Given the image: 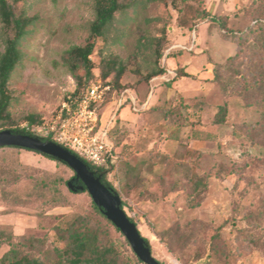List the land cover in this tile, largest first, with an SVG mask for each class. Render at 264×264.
Masks as SVG:
<instances>
[{"label":"rangeland","instance_id":"obj_1","mask_svg":"<svg viewBox=\"0 0 264 264\" xmlns=\"http://www.w3.org/2000/svg\"><path fill=\"white\" fill-rule=\"evenodd\" d=\"M122 1L105 37L96 39L87 83L102 86L98 112L114 117L118 159L108 180L165 264H264V74L249 68L253 55L243 49L229 68L221 66L238 53L240 31L254 24L255 0ZM16 11L32 21L10 82L11 116L1 129L30 127L46 138L41 128L74 99L68 50L89 40L95 0H26L16 3ZM5 40L0 20V55ZM163 64L179 76L151 81L150 73ZM109 66L114 68L103 78ZM119 66L124 73L117 80ZM77 73L85 74L81 64ZM123 89L136 92L139 103L150 96L148 109L135 111L131 101L118 107ZM220 106L226 120L216 124ZM29 116L40 122L30 125ZM22 159L64 181L75 173L33 150L23 149ZM64 181L58 186L66 205L48 210L45 227L35 234L39 241L22 250L62 249L54 227L66 229L80 215L99 229L103 243L114 244L120 264L135 262L125 234L93 212L86 193H69ZM45 208L34 198L3 214L33 215ZM54 251L45 255L52 264Z\"/></svg>","mask_w":264,"mask_h":264},{"label":"trees","instance_id":"obj_2","mask_svg":"<svg viewBox=\"0 0 264 264\" xmlns=\"http://www.w3.org/2000/svg\"><path fill=\"white\" fill-rule=\"evenodd\" d=\"M20 1L26 0H14V2H11L10 0H0V20L6 33L5 49L0 55V131L5 130L1 129V127L9 121L11 116L10 106L13 97L10 90V82L15 69L21 62V44L28 33V26L32 21V19L24 12L16 11V3ZM182 1L187 3L188 0ZM253 5L257 6L258 12L254 19L255 22L246 31H240L241 36L238 37L239 51L236 55L229 58L227 64L221 65L224 69L229 68L232 63L240 58V53L243 49V51H249V53L252 52L253 55V58L251 59L252 63L249 65V68L253 71H260V73L264 74V0H255L253 1ZM123 7L124 3L122 0H95L96 18L90 26L89 40L84 46H72L68 50L70 68L77 83V89L73 93L74 100L79 101L87 90L95 84L87 83L93 78L94 62L91 55L96 49V39L105 37L108 26L114 20L116 13ZM212 18L216 21H220L214 16H212ZM180 24L184 25L182 22H180ZM160 55L161 52L158 51V57H160ZM79 64L85 69L84 76L77 73ZM108 64H110V61ZM113 68L114 66H109L106 71L102 72V77L107 78ZM167 68L168 67L163 64L158 69H154L149 75V77L152 78L151 81L154 78H157L153 80L154 82L161 80V77L167 73ZM123 73L124 68L119 66L116 69V79L119 80ZM178 76L179 74L176 72V75L171 77L168 81H174ZM181 76L191 75L188 73H182ZM220 77L221 72L215 70V78L220 79ZM124 90L125 89L121 90L119 94ZM225 114L226 107L220 106V110L215 117V123H224L226 120ZM36 122L40 121L36 120L34 116H29L30 125ZM6 129H10L15 134L30 135L43 141L54 142L51 137L42 138L37 136L34 133V130L30 127ZM65 148L75 153L70 148ZM23 149L28 148L0 145V201L3 202V205L0 204V207L2 208L0 210V215L3 213L18 211L19 207H26L31 204L34 198L40 199L41 203L44 204L46 208L33 213V215L37 216L38 223L36 227L27 229L22 235L15 234L12 225L0 222V264H52L45 255L47 253L52 254V251L54 250L44 248L39 251H24L22 249L26 245L30 246L36 241H39L35 237V234L37 231L41 230V228L45 227V214L48 213V210L66 205L65 195L63 192H60V187L58 186L64 181V178L59 177L56 171L47 170L37 165L24 162L21 157ZM33 151L42 153L37 150ZM42 154L70 166L54 156L46 153ZM79 157L87 164L89 172L94 177L98 178L113 192L119 194L112 182L107 178V174H109L111 170L103 166H94L85 158L81 156ZM64 182L68 187L69 193H86L90 199L93 212L111 224L117 232L124 235V233L108 219L102 209L94 202L87 187L77 177L76 171L70 179L65 180ZM121 207L124 209L122 201ZM128 216L137 224L133 217L129 214ZM54 228L56 233L63 239L64 247L62 249H55V261L53 264H120V254L117 248L114 244L103 243L99 229L92 226L84 216L79 215L66 229L58 227ZM143 237L145 238L147 246L151 249L153 256L160 262V264H165L155 256L149 239L145 236ZM126 242L131 246L128 239ZM133 254L136 259L135 262L127 261L122 264H146L137 256L134 250Z\"/></svg>","mask_w":264,"mask_h":264},{"label":"built area","instance_id":"obj_3","mask_svg":"<svg viewBox=\"0 0 264 264\" xmlns=\"http://www.w3.org/2000/svg\"><path fill=\"white\" fill-rule=\"evenodd\" d=\"M176 75V70L167 68V73L161 78L169 80ZM157 78H154L155 80ZM127 94L130 96L127 97ZM150 96L147 100H149ZM105 100V91L100 84H93L84 96L76 101L70 99L64 102L51 124H46L40 131L46 137H51L55 143L70 148L77 155L85 158L94 166L113 170L118 155L111 138L112 120L104 119L98 112L99 105ZM138 102L137 93L124 90L117 96L118 107L132 102L135 111L148 107V101Z\"/></svg>","mask_w":264,"mask_h":264},{"label":"water","instance_id":"obj_4","mask_svg":"<svg viewBox=\"0 0 264 264\" xmlns=\"http://www.w3.org/2000/svg\"><path fill=\"white\" fill-rule=\"evenodd\" d=\"M0 145L37 150L69 164L75 169L77 177L87 187L94 202L102 209L108 219L125 234L137 256L146 264H160L147 246L138 225L129 218L127 212L121 207L119 194L113 192L98 178L94 177L89 172L87 164L75 153L55 142L43 141L30 135L15 134L10 129L0 131Z\"/></svg>","mask_w":264,"mask_h":264},{"label":"crops","instance_id":"obj_5","mask_svg":"<svg viewBox=\"0 0 264 264\" xmlns=\"http://www.w3.org/2000/svg\"><path fill=\"white\" fill-rule=\"evenodd\" d=\"M187 70L188 69L186 68V71ZM21 157H22V153H21ZM1 209L2 208L0 207V210ZM0 222L3 224L12 225L15 234L22 235L26 232L27 229L36 227L38 223V218L35 215H29V214H2L0 215Z\"/></svg>","mask_w":264,"mask_h":264}]
</instances>
